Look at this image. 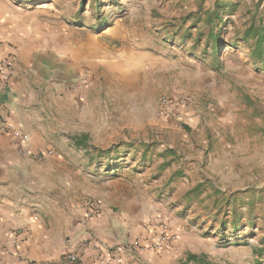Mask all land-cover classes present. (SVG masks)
I'll return each instance as SVG.
<instances>
[{
    "label": "rangeland",
    "instance_id": "obj_1",
    "mask_svg": "<svg viewBox=\"0 0 264 264\" xmlns=\"http://www.w3.org/2000/svg\"><path fill=\"white\" fill-rule=\"evenodd\" d=\"M0 8V38L33 42L53 64L45 84H30L43 117L32 111L29 135L38 152L54 154L21 160L50 163L53 180L83 166L98 172L95 188L111 178L155 182L147 192L157 189L166 220L200 258L264 264V0H0ZM82 133L87 150L75 141ZM7 240L0 235V264L11 262Z\"/></svg>",
    "mask_w": 264,
    "mask_h": 264
},
{
    "label": "crops",
    "instance_id": "obj_2",
    "mask_svg": "<svg viewBox=\"0 0 264 264\" xmlns=\"http://www.w3.org/2000/svg\"><path fill=\"white\" fill-rule=\"evenodd\" d=\"M0 66L5 74L0 95V148L6 156L0 163V235L9 238L6 244L12 253L10 264L57 262L73 250L87 264L95 255L96 246L122 245L160 229L170 235V242L158 251L146 250L130 257L128 264H201L188 259L190 253L198 255L199 252L189 247L190 240L176 222L168 219L163 226H155L158 216L163 214L166 219L170 215H165L163 204L156 201L157 189L147 192V188L156 186L155 182L131 185L124 178H111L95 188L92 179L98 181V172H89L83 166L78 171L86 177L63 173L59 180H53L49 176L56 168L50 163L34 167L27 159L21 160L22 154L36 152L42 144H30L31 140L17 142L2 125L5 119L35 138L29 117L34 112L33 117L39 122L43 115L41 109L32 110L35 89L30 84L43 85L48 81L53 64L45 62V55L34 48L33 42L14 43L9 38H0ZM39 89L43 88L39 86ZM85 136L87 133L75 141L87 150ZM107 166L106 172L109 173V168L114 170L109 162ZM89 198L102 202L101 214H88L86 200ZM68 241L73 242V247L68 246Z\"/></svg>",
    "mask_w": 264,
    "mask_h": 264
},
{
    "label": "built area",
    "instance_id": "obj_3",
    "mask_svg": "<svg viewBox=\"0 0 264 264\" xmlns=\"http://www.w3.org/2000/svg\"><path fill=\"white\" fill-rule=\"evenodd\" d=\"M7 70L9 69V65H7ZM5 74H3L2 68L0 66V95L3 89V84L5 80ZM88 81V74L80 75L79 83L83 85ZM0 106H1V98H0ZM3 129H5L8 133L11 134L13 139L17 142L28 143L30 141V135L24 132L22 129L14 126V124L6 121L4 119V124L2 125ZM54 154V150L49 149L46 151H41L36 154L37 158L44 159L45 157ZM86 208L87 212L90 216H97L103 211V204L101 201L89 198L86 200ZM165 217L160 215L157 218V224L155 226H163L165 223ZM171 240V237L166 231L160 229V231L146 235L143 238L130 240L125 244L119 245H111L106 248L101 246H96V253L93 258L87 264H128L127 260L130 257H134L135 255L149 250V251H158L166 246ZM68 246L73 247V242L68 241ZM41 264H84L81 261L80 254L76 251H69L62 255L60 261L57 262H43ZM136 264V263H135Z\"/></svg>",
    "mask_w": 264,
    "mask_h": 264
},
{
    "label": "trees",
    "instance_id": "obj_4",
    "mask_svg": "<svg viewBox=\"0 0 264 264\" xmlns=\"http://www.w3.org/2000/svg\"><path fill=\"white\" fill-rule=\"evenodd\" d=\"M252 35V30L249 28V29H247L245 32H244V34H243V38H248V37H250ZM261 37L258 35L257 36V43H261V39H260ZM258 52H261V50H258ZM263 53H264V51H263ZM262 58H264L263 56H262ZM149 150V148H148V146H147V148L145 149V151H148ZM194 191L195 192H197L198 191V187H196L195 189H194ZM263 251H264V249H263ZM188 259L189 260H195V261H197V262H199V263H201V264H212V263H209V262H207V261H205L204 259H202V258H199L198 257V255L197 254H192V253H190L189 254V256H188Z\"/></svg>",
    "mask_w": 264,
    "mask_h": 264
}]
</instances>
